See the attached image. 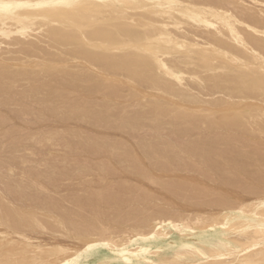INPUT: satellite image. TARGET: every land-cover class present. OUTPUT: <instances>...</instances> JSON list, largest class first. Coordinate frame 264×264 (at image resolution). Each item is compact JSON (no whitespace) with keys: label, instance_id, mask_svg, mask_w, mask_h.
<instances>
[{"label":"bare ground","instance_id":"1","mask_svg":"<svg viewBox=\"0 0 264 264\" xmlns=\"http://www.w3.org/2000/svg\"><path fill=\"white\" fill-rule=\"evenodd\" d=\"M61 2H75L79 6H36ZM169 3L177 7L153 6ZM181 5L183 7H179ZM262 33L264 0H105L104 3L99 0H0V43L5 41L6 46H17V50L12 51L20 54L15 57L0 56V110L19 104V112H33L36 119L43 117L44 111L48 110L51 114H60L67 121L85 119L95 126H109L112 131L118 132V138L119 134L128 131L145 127L151 130V135L129 141V137L125 140L124 136L123 140L108 139L109 136L102 137V133H99L101 137L82 136L70 129L71 135L81 142L79 145L85 144L90 150L103 153V158L99 160L97 157L98 161L91 162L97 163L99 169L95 165L92 167L106 171L112 160H116L118 167L130 177L122 176V181L133 184L136 191L141 192L140 197L137 195L140 192L135 194L131 187L122 188L123 183L117 175L121 186L106 181L109 184L101 187V179L97 189H93L92 184L89 186L91 189H87L89 184H84L87 191L82 197L75 192H70V195V189L68 196L60 192L62 200L65 195V198L75 201V206L71 204L75 208L71 210L69 200L66 201L70 206L66 208L50 198L56 192L50 193V196L37 192V196L35 190L32 192L31 185L17 181V178L11 181L12 175L9 179L7 176L9 181L0 178L3 182L0 201H6L5 204L0 202V259H17L23 264H227L229 261L231 264H256L264 257L260 250V245L264 243V198H261L264 171L258 168V162L264 161V144L255 137L264 132V93L261 91L260 74L261 57H264ZM43 44L56 52L47 50ZM117 48L120 50L117 51ZM156 52L161 53L158 58L154 55ZM69 57L79 59L81 63L69 70H35L48 62L67 63ZM225 62L230 66L227 69ZM97 68L99 72L91 70ZM105 76H110V80H105ZM56 114L53 113L52 117ZM7 119L2 114L0 125L3 126ZM22 121L25 123V120ZM210 127L224 128L230 133H211L208 131ZM12 128L15 129L14 125L6 131L4 129L3 134L13 137L18 127L16 132ZM167 128L187 138H181L184 139L180 140L181 143L165 140L161 132ZM62 132L59 134L65 133ZM252 132L257 133L254 135ZM47 134L48 137L39 139L51 140L56 133ZM113 134L109 133L112 138ZM24 138L23 141L26 140ZM171 139H174L173 136ZM7 140L11 141L9 146L14 150L16 143H21L16 135ZM69 141L72 144L73 140ZM65 142L63 140L62 143ZM237 142H241V146L233 145ZM22 152L21 157L26 153L29 157L32 155L28 150ZM244 157L255 159L258 167L250 161L251 166L256 167L253 169L248 164L250 162L245 163ZM18 162L15 159L14 163ZM23 162L26 163V160ZM23 162L22 167L25 165ZM13 165L11 169L15 168ZM75 166H70V169H82V166ZM4 168L1 172H5ZM115 169L117 167H112V172ZM31 170L34 172L35 168ZM14 174L17 175L16 171ZM85 174L82 175L86 177ZM54 178L52 180L55 181ZM86 178H81L80 182H87ZM22 179L25 182L27 178ZM68 179L71 178L66 176L64 183H70ZM142 179L160 186V190H166L172 196L171 200L179 199L184 203L182 209L172 208L166 200V203H157V207H153L152 202V206H148L149 200L158 198L160 202L164 196L160 197L162 194L158 190L141 187V184H148H138ZM218 179L229 188L216 196L217 187L214 188L213 184ZM90 180L87 183H93L94 180ZM29 181L33 186L39 185L36 180L30 178ZM76 182L79 181L76 179ZM58 185L60 183L56 187ZM26 189L29 200H36L40 208L33 207V203V208L29 210H16L10 206L14 199L10 200V197L16 196L15 199L21 201ZM100 191L104 192L103 199L96 198V193ZM55 196L57 199L60 197ZM119 205L127 209L115 214L114 210ZM35 210H41L44 217L51 214L56 222L54 226L65 229L69 236L85 240V245L81 242L82 248L85 246V257H81L79 252L82 249L78 247L79 240V245L74 246V243L66 244V239L50 242L44 240L54 237L47 236L41 240L42 237L33 236L31 231L36 227L43 229L46 225L42 218L36 216ZM84 211L89 217H85L86 222L82 220L84 223L81 224L74 217L80 218ZM102 213L115 214L116 217H109L112 220L109 224L98 218ZM54 226L50 230L53 231ZM73 236L68 243H77ZM97 240L105 247L100 257L93 253Z\"/></svg>","mask_w":264,"mask_h":264},{"label":"rangeland","instance_id":"2","mask_svg":"<svg viewBox=\"0 0 264 264\" xmlns=\"http://www.w3.org/2000/svg\"><path fill=\"white\" fill-rule=\"evenodd\" d=\"M1 43H2V45H1ZM0 43V46H2L1 48H0V56L1 57H4V55H6L5 57H15V56H19L20 54L19 53H17V54H14L15 52L14 51H12V50H17V46L16 47H12V46H15V45H12V44H10L9 46H11V47H9L8 46V44H7V46L6 45H4V43H6L5 41L4 42H1ZM43 46H45V44H43ZM9 47V48H8ZM5 48V49H4ZM12 48V49H11ZM14 48V49H13ZM45 48H46V46H45ZM8 49V50H7ZM47 50H50V51H52V52H56L54 49L52 50V48H46ZM3 51V52H2ZM7 51H9V52H7ZM7 52V53H6ZM2 53V54H1ZM4 54V55H3ZM12 54H14V55H12ZM8 55H10V56H8ZM50 57H53L52 55L50 56ZM62 57V56H61ZM34 82H32L31 84H33ZM34 84H38V83H34ZM190 85H192L191 83H190ZM196 90H192V92L193 93H196L195 92ZM201 95V94H200ZM13 108H12V107ZM17 106H18V108H17ZM21 106V105H20ZM20 106H19V104L18 105H9V106H6L7 107V109H8V107H9V110H6V107H2L1 108V110H0V114L2 113L3 114V116H6V117H8L9 118V120L7 119V121L3 124V126L2 125H0V129H2V130H0V132H2V131H4V129H5V131L8 129V127L9 128H11L13 125H14V127H15V129L14 128H12L15 132L17 131V127H18V131L16 132V133H13L12 135H13V137L16 135L17 137H18V141H20L21 143H16V148H15V150L13 149V148H11L12 146H9L10 144H11V141L9 140V142H8V140L7 139H11V138H13V137H7L5 134H3V132L2 133H0V144L2 145L1 147H2V155H1V157H0V166H2V168H4V166H7V165H10V166H7V167H5L4 168V171L5 172H1V171H3V169L0 167V178L2 179V180H4V181H9V180H7V179H9L11 176L10 175H12V178L10 179L11 181H15V179L17 180V181H22V183L24 184V183H26L27 185H31L30 187H31V189L33 190H30V191H32V192H34V190H35V195H37L38 196V194L41 192L40 191V188L38 189V187H46L47 188V190H48V192L47 191H45V192H47V193H45V192H41V195L43 196V194L42 193H44V195L46 194L47 196H50L53 192H54V194H55V192L57 193V194H55V195H59L60 196V192H61V194H66V196H68L67 195V192H68V190L70 189H72L73 191H70L69 190V193L70 192H75L74 194H76V195H79V197H80V194H81V197H82V194L85 196L86 194V192L85 191H87V189L89 188V189H91V187H89V186H91V184H92V188L93 189H97V188H100V185L99 184H101V187H103L104 185H106V184H111V183H113L114 182V184H115V186H121L120 185V183L122 184V188H124V187H127L126 189H130L129 187H131V189H133L134 190V192L136 191V188H134V186H133V184H128L129 182H123L122 181V179H121V177L122 178H124V177H126L127 175H126V173H124L122 170V168L121 167H118L119 165H118V163H117V161L116 160H112V163H111V166L113 167V168H116L117 167V169H115V170H113V172H112V167L110 166L106 171H104V170H100V171H98V166H96L97 165V163H91L92 161H98L97 159H99L100 157L101 158H103L102 156H103V153H100L99 152V150L96 152L95 150H90V148L89 147H86L85 146V144H83L85 147H83V145L81 146V145H79V144H81V142H79V139L78 138H76L74 135H71L72 133L70 132V129H73V130H75V131H77L80 135H82V136H86V134L87 135H91V136H96L97 137V135H99V133H102V137L105 135V137H107V135L109 136V138L108 139H115L116 138V140H123L124 138H125V140H128V137H129V141H135L137 138H139V137H141V136H147V135H149L150 133H151V130L150 129H148L147 128V130H146V127L145 128H142V129H139V130H133V131H128V132H124V133H122V134H119V138H118V132H114V131H112L113 129H111V128H109V126H105V125H99V126H95V125H93L92 123H90L89 121H85V119H83V120H76V119H69L68 121L67 120H64V119H62L61 118V115L60 114H56L55 112H52V114L54 113V114H56V115H58V117L55 115V116H53L52 117V114L51 113H49V111L48 110H45L44 111V113H43V117H41L40 119H36L37 117L36 116H34L35 115V113H33V112H29V113H21V112H19V108H20ZM33 106V105H32ZM34 107V106H33ZM4 109V110H3ZM12 109H14V111L12 110ZM13 111V112H12ZM16 111H18L19 113H16ZM7 113V115L6 114H4V113ZM12 112V113H11ZM48 112V113H47ZM13 113L15 114V115H13ZM1 114V115H2ZM45 114H47V115H45ZM49 114V115H48ZM0 115V116H1ZM47 116V117H46ZM35 118V120H33L34 118ZM53 119H52V118ZM20 118V119H19ZM46 118V119H45ZM55 118V119H54ZM164 118V117H163ZM62 119V120H61ZM22 120H25L24 122L25 123H23V121ZM28 120H30V122L28 121ZM41 120V121H40ZM57 120V121H56ZM11 121H13V122H11ZM34 121H36L35 123H34ZM38 121H40L39 123H38ZM43 121V122H42ZM44 121H46V124L44 123ZM67 121V122H66ZM9 122V123H8ZM15 122H17V123H15ZM26 122L28 123L29 122V124H26ZM52 122L55 124V126L52 124ZM62 123V125L64 126H62V125H60L61 123ZM75 123V124H73V123ZM12 123V124H11ZM49 123V124H48ZM85 123H86V125H85ZM90 124V125H88V124ZM19 124H21V125H19ZM24 124V125H23ZM42 124H43V126H42ZM45 124V125H44ZM51 124V125H50ZM57 124V125H56ZM83 124V125H82ZM260 124H261V122H260ZM263 125H264V123H262ZM18 125V126H17ZM32 125V128L34 127V128H36V129H32L30 126ZM37 125V126H36ZM38 125H40V126H38ZM48 125H50V126H48ZM54 127H53V126ZM58 125H60L59 127H58ZM77 125V126H76ZM11 126V127H10ZM23 126V127H22ZM27 126V127H26ZM58 127V129H57V127ZM67 126H68V128H67ZM81 126H85V127H81ZM90 126V127H89ZM258 126V125H257ZM6 127V128H5ZM29 127H30V129H29ZM74 127V128H73ZM76 127V128H75ZM80 127V128H79ZM94 127V129H93V131H91L92 130V128ZM96 127V128H95ZM41 128H43V130L41 129ZM50 128H52V129H50ZM68 129V131H67V133H66V130ZM56 129V130H55ZM65 129V130H64ZM89 129V130H88ZM100 129H103V131L102 130H100ZM145 129V130H144ZM213 129H215V131H213ZM221 129V128H220ZM220 129H216L215 127H210V128H208V131L209 132H213V133H219V134H228V133H230L229 131L228 132H226V130H224V128L223 129H221V131H220ZM10 130V129H9ZM13 130H11V131H13ZM33 130H35V132L33 131ZM52 130V131H51ZM61 130V131H60ZM82 130V131H81ZM95 130H97V132L95 133ZM106 130V132H104ZM166 130V131H165ZM165 130H163L162 132H161V135H162V137H163V135H164V137L163 138H165V140H167V139H170L171 141H173V142H177V141H179V142H177V143H181V141H183L184 139H186L187 137L186 136H182L181 134H180V136H179V133L178 132H170L169 130H168V128L167 129H165ZM201 130H205V128H201ZM223 130L226 132H223ZM21 131V132H20ZM30 131H32L33 132V134L32 135H30L31 133H30ZM53 131H55V135L54 136H52V138H51V140L53 139L54 140V143L55 144H51L50 143V139L49 140H44V141H42V140H40L39 138H42V137H48V134L47 133H49V132H53ZM62 131H64V132H62ZM81 131V132H80ZM86 131V132H85ZM88 131H89V133H88ZM102 131V132H101ZM147 131V132H146ZM24 132H25V136H24ZM27 132H29V133H27ZM57 132H58V135H57ZM60 132H62V133H64V134H59ZM142 132V133H141ZM150 132V133H149ZM170 132V133H169ZM41 134V136H40V134ZM43 133H44V135H43ZM94 133V134H93ZM105 133V134H104ZM106 133H108V134H106ZM109 133H111V134H117V135H114L113 134V138H112V135H109ZM140 133V134H139ZM165 133V134H164ZM167 133V134H166ZM257 132H255V133H253L252 132V134H256ZM2 134V135H1ZM29 136H28V135ZM124 134V135H123ZM170 134V135H169ZM197 134V133H196ZM5 135V136H4ZM47 135V136H46ZM67 137H66V136ZM130 135V136H129ZM131 135H133V136H131ZM151 135V134H150ZM176 135V136H175ZM178 135V136H177ZM253 135V136H254ZM10 136V135H9ZM28 136V137H27ZM31 136V137H30ZM34 136L36 137V138H34ZM40 136V137H39ZM61 136V137H60ZM65 136V137H64ZM72 136V137H71ZM123 136H124V138H123ZM125 136H127V138L125 137ZM167 138H166V137ZM172 136H173V138L174 139H171L172 138ZM4 137V138H3ZM6 137V138H5ZM22 137H23V139H22ZM24 137H26V140H28L27 142H26V140L25 141H23L25 138ZM99 137H101V135H99ZM122 137V138H121ZM132 137V138H131ZM179 137V138H178ZM186 137V138H185ZM255 137H256V140L258 139V141L259 142H261V143H263L264 144V132L262 133V134H256L255 135ZM261 137H262V140H261ZM30 138H32V139H30ZM64 138V139H63ZM70 138V139H69ZM175 138H177V140L175 141ZM181 138H184V139H181ZM7 141H6V140ZM20 139V140H19ZM36 139H38V140H36ZM179 139V140H178ZM1 140H3V141H1ZM6 142H5V141ZM22 140V141H21ZM33 140L34 141H36L35 143L33 142ZM63 140H65L66 142H65V144H66V146H64L65 144L64 143H62L63 142ZM69 140H71V142H72V140H73V142H72V144L70 143V141ZM78 141V142H76V141ZM181 140V141H180ZM17 141V142H18ZM32 141V142H31ZM39 143H38V142ZM40 141H42V142H46L44 145H41L40 143H42V142H40ZM7 142H8V144H7ZM26 142V143H25ZM30 142V143H29ZM57 142V143H56ZM69 142V143H68ZM15 143V142H14ZM22 143H24L23 145H22ZM28 143V144H27ZM38 143V144H37ZM60 143V144H59ZM73 143H75V144H73ZM78 143V144H77ZM131 143H133V142H131ZM241 142H237V143H235V144H233L234 146H236V147H239V146H241V144H240ZM5 144V145H4ZM36 144V145H35ZM40 144V145H39ZM43 144V143H42ZM49 144V145H48ZM64 144V145H63ZM67 144H69L68 146H67ZM237 144H239V145H237ZM7 145V146H6ZM30 145H32V146H30ZM74 145V146H73ZM6 146V147H5ZM26 146H27V148H26ZM76 146H77V148H76ZM81 146V147H80ZM20 147V148H19ZM21 147H22V149H21ZM30 147H33V149L32 148H30ZM67 147V148H66ZM9 150H7V149ZM51 148V149H50ZM70 150H69V149ZM85 148V149H84ZM12 149V150H11ZM18 149V150H17ZM20 149L22 150V151H24V153H26L27 152V150L30 152V155L32 156H30L29 157V153H26V154H24L25 156H27V159H26V157L25 158H23L24 157V155H23V157H21V155L23 154V152L22 151H20ZM27 149V150H26ZM11 150V151H10ZM69 150V151H68ZM72 150V151H71ZM76 150V151H75ZM82 150V151H81ZM22 152V153H20V152ZM66 151V152H65ZM68 151V152H67ZM78 151V152H77ZM84 151H85V153H84ZM92 151V152H91ZM7 152V153H6ZM38 152V153H37ZM59 152V153H58ZM61 152V153H60ZM4 153V154H3ZM57 153V155H54V154H56ZM65 153H66V155H65ZM73 153V154H72ZM77 153V154H76ZM80 153V154H79ZM84 153V154H83ZM86 153H88V154H86ZM12 154V155H11ZM17 154H19V155H17ZM28 154V155H27ZM33 154H35V155H33ZM48 154V155H47ZM89 154H91L90 156H89ZM95 154V155H94ZM100 154V155H99ZM8 155V156H7ZM11 155V156H10ZM13 155H15V156H13ZM18 157H17V156ZM42 155V156H41ZM61 155V156H60ZM65 155V156H64ZM71 155L73 156V157H71ZM82 155V156H81ZM97 155V156H96ZM99 155V156H98ZM105 155V154H104ZM2 156H4V157H2ZM52 156V157H51ZM54 156V157H53ZM56 156V157H55ZM58 156V157H57ZM74 156L76 157V158H74ZM77 156H79V158L77 159ZM84 156V157H83ZM85 156H87V157H85ZM89 156V157H88ZM95 157V158H93V157ZM12 157V158H11ZM15 157V158H14ZM17 157V158H16ZM61 157V158H60ZM64 157H65V159H64ZM98 157V158H97ZM1 158H3V159H1ZM4 158H5V160H4ZM18 158H20L21 160H23V161H25L26 160V163H24L23 161H21V163H19L20 161V159H18ZM23 158V159H22ZM33 158V159H32ZM40 158V159H39ZM47 158V159H46ZM57 158H59V159H57ZM69 158V159H68ZM74 158V159H73ZM93 158V159H92ZM97 158V159H96ZM9 159H11V161L9 160ZM14 159V160H13ZM15 159H16V163L18 162L19 164H15L14 162H15ZM25 159V160H24ZM30 159V161H28L27 162V160H29ZM31 159H32V163L33 164H31ZM43 161L41 164L39 163L40 161ZM43 159V160H42ZM49 159V161L48 162H46L47 160ZM64 159V160H63ZM71 159V160H70ZM91 159V160H90ZM244 159H245V157H244ZM5 163H3L2 161ZM8 160V161H7ZM13 160V161H12ZM51 160V161H50ZM52 160L54 161V162H52ZM76 160V161H75ZM100 160V159H99ZM60 161H62L61 162V164L62 163H65V164H63V167H62V165L61 164H58L57 162H59L60 163ZM66 161H68L67 163H66ZM70 161V162H69ZM73 161H75L74 163H73ZM90 161V162H89ZM245 163H248V162H253V165L255 166V165H257V163L255 164V159H252L251 160V158H246L245 160ZM22 162H23V165H24V167H25V170H23V168L24 167H22L21 165H22ZM51 162V163H50ZM72 162V163H71ZM81 162V163H80ZM251 162L250 163H248L249 164V166H251ZM258 162V161H257ZM10 163V164H9ZM49 163V164H48ZM54 163V164H53ZM56 163V164H55ZM76 163V164H75ZM7 164V165H6ZM15 165V168L18 170V167H19V170L17 171L15 168H13V169H11L12 168V165ZM66 164H68V165H66ZM70 164H72V165H70ZM258 164H259V167H258V165L256 166V167H258L261 171H264L263 169H264V161H261V162H258ZM14 165H13V167H14ZM18 165V166H17ZM29 165V166H28ZM33 166V167H31L30 168V166ZM42 167H41V166ZM47 165H49V166H47ZM74 165H76V166H82V169L81 170H79V171H76V168L75 169H70V166L72 167L73 166V168H74ZM95 165V166H94ZM253 165L251 166L253 169L254 168H256V167H253ZM260 165H262V166H260ZM26 166L27 167H29L30 168V170H29V168L27 169L26 168ZM51 166V167H50ZM62 168H61V167ZM66 166H69V167H66ZM92 166H94L95 168H98V169H95L94 167H92ZM248 166V167H249ZM261 167V168H260ZM9 168H10V170H9ZM34 169L35 168V170H34V172H32V170L31 169ZM53 168V169H52ZM54 168H56V169H54ZM61 168V169H60ZM68 168V169H67ZM87 170H86V169ZM120 168V169H119ZM250 168V167H249ZM257 168V169H258ZM2 169V170H1ZM26 169H27V171H26ZM43 169V170H42ZM64 169L66 170V171H64ZM90 169H92L93 171H94V173H93V171L91 170L90 171ZM50 170H52V172L50 171ZM70 170V171H69ZM75 170V171H74ZM86 170V171H85ZM97 170V171H96ZM111 170V171H110ZM116 170H119V173H118V171L116 172ZM120 170H121V172H120ZM14 171V172H13ZM15 171H16V173H17V175L16 174H14L15 173ZM20 171V172H19ZM41 171H43L42 173H41ZM49 171V172H48ZM63 171V173H61ZM74 171V172H73ZM89 173H88V172ZM110 171V172H109ZM9 172H10V174H9ZM51 172V173H50ZM58 174H57V173ZM65 172V173H64ZM66 172H67V174H66ZM69 172V173H68ZM85 172H86V174H85ZM98 172V173H97ZM116 172V173H115ZM29 173V174H28ZM36 173H37V175H36ZM88 173V174H87ZM93 173V174H92ZM97 175H96V174ZM104 173V174H103ZM106 173H108V174H106ZM111 173V174H110ZM121 173H122V175H121ZM4 174H7V175H4ZM9 174V175H8ZM21 174V175H20ZM32 174H35V176H33ZM42 174V175H41ZM45 174H47V176H43V175H45ZM85 174L86 175V177H88V179L85 177V176H83V175ZM101 174V175H100ZM116 174V175H115ZM125 176H124V175ZM16 175V176H15ZM26 176V181L25 182H23L24 180L22 179V178H25V176ZM42 176V178H44V181L45 180H47L46 182H44L43 181V179L41 178V176ZM53 175H54V177H53ZM60 175V176H59ZM62 175V176H61ZM109 175V176H108ZM117 175H118V177H120V183L118 182L119 181V179L117 178ZM121 175V176H120ZM2 176H4V177H2ZM6 176V177H5ZM7 176H8V178H7ZM37 176H39L38 177V179H37ZM65 176V177H64ZM66 176H67V178H71L69 181H70V183H64V181L66 180ZM79 176V177H78ZM103 176H105V179L103 178ZM18 177H20V178H18ZM22 177V178H21ZM31 178V180H36L37 181V183H39V185H37V186H33L32 184H31V182L29 181L30 180V178ZM33 177H35V178H33ZM47 177V178H46ZM61 177V178H60ZM113 177V179H111ZM115 177V178H114ZM4 178V179H3ZM7 178V179H6ZM41 178V179H40ZM50 178H51V182H49L50 181ZM52 178H54L55 179V181L54 180H52ZM59 178V179H58ZM79 178V179H78ZM81 178H86V179H84V180H86L87 182L90 180V179H92V180H94V181H96L95 183H94V181H93V183H91V182H89V183H87V182H85V181H82L81 180V182H80V179ZM95 178V179H94ZM106 178H107V180H106ZM132 178V177H131ZM14 179V180H13ZM57 179V180H56ZM62 179V180H61ZM63 179H64V181H63ZM76 179H77V181H79V182H76ZM101 179H102V182H100L101 181ZM109 179V180H108ZM118 179V180H117ZM127 179H130V177L128 178V176H127ZM243 179V178H242ZM28 180V181H27ZM67 180V182H69ZM97 180H99L98 182H97ZM114 180V181H113ZM117 182H116V181ZM134 180V179H133ZM145 180V181H144ZM220 179H218V181L217 182H215V184H213V187L215 188V187H217L216 188V192L214 193L216 196L218 195V194H220V193H222V192H224L225 190H226V187H227V189L229 188V186H227V185H225L224 183L222 184V183H220V181H219ZM35 181V182H36ZM61 181V182H60ZM63 181V182H62ZM73 181H75V183L73 182ZM106 181H109V183L108 182H106ZM111 181V182H110ZM135 181V180H134ZM138 181V180H137ZM2 181L0 180V183H1ZM29 182V183H28ZM44 182V183H43ZM54 183V185H53V183ZM100 182V183H99ZM116 182V183H115ZM221 182H222V180H221ZM41 183H43V184H41ZM48 183H50V184H48ZM52 183V184H51ZM55 183H57V184H59L60 183V186L59 187H56L57 186V184H55ZM63 183H64V185H63ZM72 183H74V184H72ZM78 183V184H77ZM80 183V184H79ZM97 183H99V184H97ZM103 183V184H102ZM135 183V182H134ZM141 183H148V181L146 180V179H142V180H140V182L138 183V184H141ZM45 184H46V186H45ZM61 184L63 185V186H61ZM77 184V185H76ZM83 184V185H82ZM84 184H89V185H85L86 186V188H85V186H84ZM94 184H97V185H99V187L97 186V185H94ZM149 184H150V186H149ZM3 182L0 184V187L2 188L3 186ZM42 185V186H41ZM76 185V186H75ZM128 185V186H127ZM153 185V186H152ZM151 185V183H148V184H146V185H143V184H141V187H145L146 186V188L147 187H149L150 189H151V191H156V190H158L159 192H160V194H162L160 197H162V196H164L163 198H161L162 200L160 201V202H158L160 199H158V198H153V199H151V200H149V204H148V206L150 205V206H152L153 205V207L154 206H158L159 204H161V202H165L164 200H166L167 202H169L170 203V205H172V208H173V206H174V209H182V206L184 205V203L182 202H180V200L179 199H177L176 198V200H175V198H173L172 200H171V195L170 194H168V192L166 191V190H163V189H161L160 190V186H158V185H156V184H152ZM217 185V186H216ZM219 185H221V186H219ZM222 185H225V186H223L222 187ZM51 186V187H50ZM70 186H72V187H70ZM79 187L78 189H75V187ZM93 186H95V187H93ZM113 186V185H112ZM33 187H37V188H33ZM55 187V188H54ZM152 187V188H151ZM155 187V188H154ZM158 187V188H157ZM222 187V188H221ZM82 188V189H81ZM85 188V189H84ZM220 188H221V190H220ZM225 188V189H224ZM38 189V190H37ZM51 189V190H50ZM54 189V190H53ZM75 189V190H74ZM79 189H81V190H79ZM148 189V188H147ZM37 190V191H36ZM56 190V191H55ZM58 190H59V192H58ZM82 190H84V191H82ZM123 190H125V189H123ZM163 190V191H162ZM28 190L26 189L25 190V195H24V191H23V194H21V196H23L24 195V197H22L21 198V201H20V199L18 200V199H15V197L16 196H13L12 195V197H10L11 199L10 200H12V198H14L13 199V201H12V204L10 205V206H12V208H15L16 210H21V209H24V210H29L30 208H33L34 206L35 207H37V208H40L39 207V203L36 201V200H33L32 198L29 200V198L27 197V194L26 193H28L27 192ZM82 193H81V192ZM166 191V192H165ZM37 192H38V194H37ZM64 192V193H63ZM66 192V193H65ZM85 192V193H84ZM88 192H89V190H88ZM133 192V193H134ZM140 191H136L135 192V194L136 193H139ZM51 193V194H50ZM59 193V194H58ZM68 193V194H69ZM80 193V194H79ZM167 193V194H166ZM31 194V193H30ZM140 194V195H139ZM139 194H137L138 195V197H140L141 196V192L139 193ZM55 195H51V199H56L57 200V202L58 203H60V205H62L63 207L65 206L66 208L68 207L69 208V206L72 204L73 206H75V201L73 202V199H67V197L65 198V195H64V198H63V200H62V195L59 197V199H57V196H55ZM70 195H71V193H70ZM72 195H73V193H72ZM170 195V196H169ZM215 195H212V196H215ZM245 195V194H244ZM40 196V195H39ZM211 196V197H212ZM0 200L2 199V196L0 195ZM26 197V198H25ZM69 198V197H68ZM71 198V197H70ZM169 198H170V200H169ZM24 199V200H23ZM27 199V200H26ZM158 199V200H157ZM17 200V201H16ZM29 200V201H28ZM61 200V201H60ZM66 200H69V203H68V201H66ZM153 200V201H152ZM179 200V201H178ZM18 201H20V202H18ZM28 201V202H27ZM65 203H64V202ZM175 201V202H174ZM1 203H4L5 204V200H2V201H0ZM16 202V203H15ZM63 202V203H62ZM153 204H152V203ZM20 203V204H19ZM25 203H27V204H25ZM31 203H33V207H32V205H31ZM67 203L68 204H70V205H67ZM152 205H151V204ZM157 203H159V204H157ZM166 203V202H165ZM176 203V204H175ZM6 204H8V203H6ZM23 204H25V205H27V206H25V205H23ZM37 204V205H36ZM155 204V205H154ZM157 204V205H156ZM30 205V206H29ZM72 205H71V207H72ZM15 206H17V207H19V209L18 208H16ZM121 205H119L118 207H116V210H114V212H115V214L117 213V212H122V211H125L126 209H127V207L126 206H121ZM135 206H138V204H136L135 203ZM145 206H147L146 204H145ZM178 206H180V207H178ZM22 207V208H21ZM70 207V208H71ZM152 207V208H153ZM74 208L75 207H72V209L71 210H74ZM86 208V207H85ZM120 208V209H119ZM126 208V209H125ZM124 209V210H123ZM154 209H156V208H154ZM87 210V209H86ZM122 210V211H121ZM39 213V214H38ZM84 213H86L85 211L81 214V217L79 218V217H77V216H75L74 218L77 220V222H79V223H84V221L86 222V218H88L89 217V214H84ZM195 213V212H194ZM193 213V214H194ZM35 214H36V216L38 215L39 216V218L41 219L42 218V220L43 221H45L44 222V224H46L45 226H47L46 228H45V226H44V228L42 229V228H38V227H36L33 231H31V232H33L32 234H33V236L35 235V237L36 236H39V237H36V238H39L40 239V237H42L41 238V240L43 239L44 240V238L46 239L47 238V236L49 237V238H53V239H48L47 238V240H44V241H50V242H53L54 241V239L56 240H58V239H64L63 241H70L71 240V238H72V236L73 235H71V236H69V233H67V231L65 230V229H59L60 227H57V226H54V225H56V222L54 221V217H51L50 215H45L46 217H44V215L42 216V211L41 210H39V211H36L35 210ZM115 214H112V215H106V214H99L98 215V218L101 220V221H103V222H110L109 224H111V221L112 220H110V218L111 217H116V215ZM41 215V216H40ZM103 215V216H102ZM115 215V216H114ZM37 216V217H38ZM44 217V218H43ZM78 219H77V218ZM86 217V218H85ZM104 217V218H103ZM110 217V218H109ZM118 217V216H117ZM108 218V219H107ZM45 219V220H44ZM52 220L51 222H49L50 220ZM86 219V220H85ZM105 219V220H104ZM106 219H107V221H106ZM48 222H47V221ZM80 220V221H79ZM82 220H84L83 222H82ZM110 220V221H109ZM42 222V221H41ZM52 223V224H51ZM43 224V225H44ZM51 225V227L49 226V225ZM54 226V228H53V231H52V229L50 230V228H52ZM57 227V228H56ZM32 229V228H31ZM37 229V230H36ZM41 229V230H40ZM49 231H48V230ZM39 230V231H38ZM42 231H44L43 233H42ZM59 231V232H58ZM41 232V233H40ZM54 233V234H53ZM59 233V234H58ZM63 235H62V234ZM38 234V235H37ZM40 234V235H39ZM44 234V235H43ZM57 234V235H56ZM64 234H65V238H63L64 237ZM60 235V236H59ZM66 235H68V236H66ZM44 237V238H43ZM57 237V238H56ZM62 237V238H61ZM69 238V239H67V238ZM66 239V240H65ZM73 239H75L74 241H76L77 243H75V242H71L72 244H70V243H68L67 241H66V244H69V245H74V246H78L79 244H78V242L80 243V245L78 246L79 248H82V243L81 242H83V244L84 243H86V241L85 240H83V239H80L79 240V238H74V236H73ZM62 240H58V241H61V242H63ZM79 240V241H78ZM82 240V241H81ZM73 241V240H72ZM97 242H98V244H97ZM97 242L95 243V245L93 246L94 247V249H95V251H96V253H95V251H93V253L94 254H97V256L96 257H100V256H103V254H104V252H105V247L103 246V244H101V243H99V241L97 240ZM74 243V244H73ZM77 244V245H76ZM85 245V244H84ZM97 245H101L102 247H103V249H102V247L100 246H97ZM85 247V246H84ZM83 247V248H84ZM79 249V252H81V257H85V255H83L84 254V252H85V248L84 249ZM99 248V249H98ZM98 250V251H97ZM102 251V252H101ZM98 252V253H97ZM101 252V253H100ZM99 254V255H98Z\"/></svg>","mask_w":264,"mask_h":264},{"label":"snow or ice","instance_id":"3","mask_svg":"<svg viewBox=\"0 0 264 264\" xmlns=\"http://www.w3.org/2000/svg\"><path fill=\"white\" fill-rule=\"evenodd\" d=\"M100 3H104L105 0H99ZM37 7H66V8H73V7H77L79 6L77 3L75 2H61L58 4H38L36 5ZM155 7H168V8H173V7H177V5L175 4H165V5H153ZM179 7H183L182 5ZM264 34V33H262ZM90 46H94V45H90ZM101 47H107V45H101ZM117 51H119L120 49L117 48ZM157 58L161 55V53L156 52L154 54ZM261 66H260V74H261V91L262 93H264V57H261ZM81 63V61L79 59H73L71 57H69V61L67 63H56V62H48V63H44L42 65H40L39 68L35 69L36 71H40V70H44V71H62V70H69V69H74L76 67L74 66H78ZM91 68V66H89ZM228 67H230L227 62H225V69H227ZM94 72H99V69H91ZM105 80H110V76H105ZM51 143H54V140L50 141ZM41 192H45L47 191L46 187H42L40 188ZM96 198L97 199H103L104 198V192L100 191L96 193ZM261 198H264V186H262L261 189ZM260 250L262 253H264V243H262L260 245ZM0 264H23V262L17 260V259H0ZM227 264H231V262H227ZM256 264H264V257H262L258 262H256Z\"/></svg>","mask_w":264,"mask_h":264}]
</instances>
